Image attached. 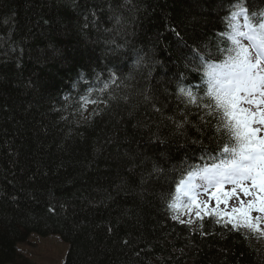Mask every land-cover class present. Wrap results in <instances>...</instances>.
Returning a JSON list of instances; mask_svg holds the SVG:
<instances>
[{"label":"trees","instance_id":"1","mask_svg":"<svg viewBox=\"0 0 264 264\" xmlns=\"http://www.w3.org/2000/svg\"><path fill=\"white\" fill-rule=\"evenodd\" d=\"M240 3L264 19V0H0V264L32 234L63 264H264L256 231L169 207L224 143L204 70Z\"/></svg>","mask_w":264,"mask_h":264},{"label":"snow or ice","instance_id":"2","mask_svg":"<svg viewBox=\"0 0 264 264\" xmlns=\"http://www.w3.org/2000/svg\"><path fill=\"white\" fill-rule=\"evenodd\" d=\"M234 7L238 10L228 18L231 32L222 33L232 46L223 49L225 57L220 63H208L204 70L206 97L211 102L203 107L209 115L219 117L218 130L225 137L224 143L217 155L209 157L210 164L185 170L169 207L177 210L182 203L189 213L195 210L200 220L205 215L215 216L217 222L224 221L234 229L259 232L260 217L254 222L252 213L264 215V19H257L255 13L250 16L242 3ZM180 92L189 103H196L191 91L181 88ZM227 185H231L229 190ZM210 190H214L210 195L214 207L198 199ZM238 193L253 199L245 204ZM233 197L238 203L230 212L222 210L220 205L227 207Z\"/></svg>","mask_w":264,"mask_h":264},{"label":"rangeland","instance_id":"3","mask_svg":"<svg viewBox=\"0 0 264 264\" xmlns=\"http://www.w3.org/2000/svg\"><path fill=\"white\" fill-rule=\"evenodd\" d=\"M240 22L243 23V20L241 19ZM245 43H247V41H245ZM261 135H264V132H262ZM230 188L231 185L226 186V190H229ZM211 191L214 190H210L207 194H200L198 196V199L201 201L207 200L209 201L210 205L214 207L215 200L210 199ZM238 195L241 199L245 201V204H247L250 200L253 199L252 197L243 196L242 193H238ZM237 203L238 202L236 198L233 197L229 200L227 207H225L224 204H221L220 208L222 210L230 212L231 208ZM175 212V216L179 217L176 220L186 221L185 223L191 225L194 230L198 228L197 222L200 221V219L196 217L195 210L189 213L187 208H185L181 203L180 208L175 210ZM258 216L260 217L258 223L260 225L261 231L256 232L260 235L262 239H264V215L255 211L252 213L254 222H257L255 218ZM204 217H207V215H205ZM189 220H191L192 223H187V221ZM68 250L69 245L64 242L58 235H50L43 237L36 234H32L26 242L18 245V253L21 256L20 262H18V264H63L66 259Z\"/></svg>","mask_w":264,"mask_h":264}]
</instances>
